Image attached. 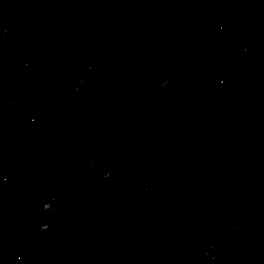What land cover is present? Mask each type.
Returning <instances> with one entry per match:
<instances>
[{
	"label": "rangeland",
	"instance_id": "obj_1",
	"mask_svg": "<svg viewBox=\"0 0 264 264\" xmlns=\"http://www.w3.org/2000/svg\"><path fill=\"white\" fill-rule=\"evenodd\" d=\"M22 1L39 8L52 7L55 2H60L63 5L59 13L63 28H71L79 34L87 56L79 66L83 85L76 98L69 95V88L64 94L55 90V74L46 61L34 67L40 83L37 84L36 79L28 81L27 88L30 86L29 93L42 125L34 134L24 132L19 136L26 151L23 163L31 165L22 173L23 180L20 176L14 177L16 171L11 170L8 156L6 168L0 170V189L5 191V196L0 193V198H16L18 207L14 216L21 217L22 212L28 209L25 204L31 197L23 182L31 180L36 196L41 195L42 188H48L52 195H44V198H54L59 211L50 216L40 215L37 209V214L43 221L60 223L61 228L49 235H29V242L25 245L9 243L6 250L13 249L16 253L8 263L3 254L1 264H39L43 248L49 247L51 251L58 243L76 245L80 253L65 260H57L52 255L42 264L93 263L100 258L105 242L130 246L143 264H155L147 260L151 257L157 260V264H181L179 258L184 257L182 253L171 254L173 261L166 263L163 256L152 251L156 242L172 238L155 225L165 221L175 226L179 217L185 224L186 218L195 210L188 213V207L183 203L190 204L193 200L188 198L192 199L193 193L196 197L200 195L199 209L204 203L203 210L200 209L203 220L216 217L223 222L229 215L243 221L257 220L260 216L264 218V186L257 188L231 165L215 126L208 134L215 154L213 161L216 164H209L213 169H202V159L196 161V154L192 156L190 143L200 136L198 128L204 119L205 107L188 95L189 88L198 89L209 100L223 106L225 103L216 100L201 82L209 81L218 87L223 98L233 103V109L241 111L246 119L245 138L253 146V133L250 131L258 123L264 127V54L253 47L252 40L260 23L251 18L260 12L264 0ZM206 6L222 14L226 29H248H243L244 37L238 48L231 50L232 56L224 62L213 58V48L208 53L192 49L193 34L188 24ZM58 25L59 21L54 22L48 35L51 32L53 35ZM186 33L190 34L187 36L190 42H186L190 48L185 45L186 52L182 54L172 52L171 48L176 43H183L182 36ZM25 39L29 42L31 37L25 35ZM19 50L29 59L43 58L44 55L49 59L51 55L49 50L31 52L27 47H19ZM58 70L56 68L55 73ZM152 129L156 133L159 130L157 137ZM3 137L0 133V139ZM165 159H177L183 165L167 168ZM75 161L81 164V172L73 166ZM147 161L149 163L145 165ZM31 169L35 173L32 177L28 175ZM131 170L135 173H130ZM136 170L143 176L136 175ZM47 172L52 173L55 180L46 185L42 176ZM75 172L82 173L84 177L79 191L82 196L89 197L87 212L63 215L62 207L70 200L68 192L73 180L77 179ZM105 173H110L107 179L103 178ZM185 173L190 177L191 173H196L195 179L200 184L197 186L202 191L205 189L204 181H207V193H198L200 190L197 189L192 191V186L184 179L178 181V175ZM202 173L206 177L204 181H201ZM183 192L187 194L179 200ZM161 194L164 195L165 208L154 204ZM110 197L132 211L128 223H136L152 232L148 240L149 254H141L138 249V244L143 242L126 240L120 227L113 224L110 218L112 209L108 204ZM170 208L175 211H170ZM2 211L0 209V220L9 221L8 216L11 215ZM103 211L105 215L100 217ZM235 223L240 225L237 236L241 237L243 224L247 226L250 222ZM216 230H220L217 239H221L225 229L217 226ZM255 252V264L259 261L264 264V247H256ZM243 253L239 255L240 261H236L234 254H228L227 259L218 264H250L249 254ZM106 264H134V259L119 256ZM190 264L196 263L190 261Z\"/></svg>",
	"mask_w": 264,
	"mask_h": 264
},
{
	"label": "trees",
	"instance_id": "obj_2",
	"mask_svg": "<svg viewBox=\"0 0 264 264\" xmlns=\"http://www.w3.org/2000/svg\"><path fill=\"white\" fill-rule=\"evenodd\" d=\"M201 12V11H200ZM220 12V11H219ZM221 13V12H220ZM199 12L192 19L199 16ZM222 15V14H220ZM191 19V21H192ZM255 22H259L258 30H255V37L252 40L253 47L259 49V51L264 54V5L259 13L255 16V18H251ZM189 22L188 26H190ZM212 19H206L204 21H200V24L197 28H191L193 34V42L192 45H195L199 42L203 33L207 31V29L212 24ZM242 27V25H241ZM257 26H254V28ZM243 29L245 28H236V30L226 29L225 33L219 37L217 43H215L213 47V58L219 59V61H226L230 59L231 50H236L238 45L242 41ZM248 30V29H247ZM245 29V31H247ZM242 32V33H241ZM189 33V32H188ZM186 33L182 36L181 44H175L171 51H175L178 54H182L186 50L182 49L183 47L190 48L187 43L190 41L187 40V36L190 35ZM74 36H78L77 32L74 33ZM186 36V37H185ZM257 38V41L256 39ZM187 42V43H186ZM29 81V79H28ZM205 88L211 91L214 96L217 98L216 100H222L225 104L223 106L217 105L213 100H209L205 95H203L198 89L189 88L188 95L198 104L205 107L204 119L198 128L200 136L192 139L190 143V148L192 151V156L195 154V160L199 161V158H206L205 162L208 158H211L213 161L215 154L210 147V141L208 140V134L210 130L215 126L217 133L219 135L223 151L227 159H229L232 166H235L240 170V172L245 175L257 188L261 189L264 186V127L261 123H258L250 132L253 133V146L249 145L245 138V127H247V121L242 116L241 111L233 109V103L223 98V94L221 90L213 85L209 81L201 82ZM156 126V124H154ZM157 137V133L154 129H152ZM30 133V132H26ZM248 134V133H247ZM160 141L163 139L159 138ZM159 141V142H160ZM247 145V146H246ZM0 149L7 153L9 156V165L11 170H15V176H20L24 172V170L31 165L23 163V159L25 156V148L24 141L18 135L7 136L5 135L3 139H0ZM208 157V158H207ZM161 159V158H159ZM145 160V159H144ZM215 160V159H214ZM167 163V168L178 167L181 163L177 159H165ZM75 161L73 166L77 169V172L82 171L81 164ZM149 162L145 165H147ZM77 164V165H76ZM183 164H181L182 167ZM70 166V165H69ZM183 168H186L185 165ZM131 169V168H130ZM194 171V170H193ZM192 171V173H193ZM77 179L73 180L72 188L68 192L70 195V200L64 203L62 207V214H72V215H83L87 212V201H89L88 195L82 196L79 191L80 185L84 182V177L82 173H77ZM130 173H135V171L131 170ZM191 173V177L189 174L185 173L180 176L179 180H183L187 182L190 186H194V182L198 183L195 179V174ZM140 174L137 172L136 175ZM30 177L34 176V169H31L28 174ZM143 176V175H141ZM182 176H184L182 178ZM187 179V181H186ZM23 180V178H22ZM54 177L52 173L47 172L42 176V181L47 185L54 181ZM31 181V180H30ZM30 181H24L23 184L28 190L30 194V199H28L25 204L26 208L24 212H22L21 217L14 216L17 214L18 202L14 197H2L0 198V203L2 202L3 206L0 207L5 212H8L11 216L9 221L4 222L0 220V258L5 253V250L9 243L18 242L19 244L25 245L29 242V235H49L51 233L41 234L38 232V226L41 222H44L41 217L37 214V209H39L40 205L45 201L44 195L36 196L34 195V191L32 186L30 185ZM20 182L22 183L21 179ZM183 184V183H182ZM199 184V183H198ZM200 185V184H199ZM205 185V184H204ZM0 193L5 196V191L0 189ZM163 195L159 196V199L154 201L155 205H160V208H165L164 203L161 201ZM110 208L112 209L111 220L115 226L120 227V231H123L124 238L128 241H132L133 243L137 242H145L151 238L152 232L148 229L142 228L140 225L136 223H128V218H130V211L125 205L122 203L113 200L112 197L109 198ZM162 206V207H161ZM3 207V208H2ZM32 208V209H31ZM34 209V210H33ZM2 211V212H3ZM26 211H29L26 213ZM13 215V216H12ZM21 215V214H18ZM105 211H103L100 217H104ZM56 230L61 228L60 223H54ZM106 225H104L105 227ZM106 229L108 227H105ZM173 238V236H172ZM49 247H45L42 250V258L41 261H46L50 256H55V259L65 260L69 257L77 256L80 253V249L75 246H65L64 244L58 243L54 249L49 251ZM136 252L130 246H120L112 242H105L102 244V251L100 258L98 261L88 264H106L111 259L119 256H125L126 258L133 257L134 264H143L141 258L135 254ZM55 254V255H54ZM185 257H190L188 255H184ZM164 259L166 261H173V255L165 256ZM191 262H195L199 264L197 260L190 257ZM40 262L39 264H42ZM2 263V259H0V264Z\"/></svg>",
	"mask_w": 264,
	"mask_h": 264
},
{
	"label": "built area",
	"instance_id": "obj_3",
	"mask_svg": "<svg viewBox=\"0 0 264 264\" xmlns=\"http://www.w3.org/2000/svg\"><path fill=\"white\" fill-rule=\"evenodd\" d=\"M23 5L25 4L21 0H0V10L1 8H17L23 12ZM62 7L60 2H55L52 7L26 8L22 15V22L31 40L29 42L25 40L23 46L33 51L34 48H38L44 43L43 50H49L51 52L50 58L55 60L60 67L54 75L53 87L62 94H64L65 89L69 88V95L76 98L83 85L82 72L79 66L87 55L81 39L78 37L79 34L74 36L75 31L73 29L66 30L63 28L59 15ZM2 14L0 12V133L4 136L20 135L24 132L34 134L40 129L42 123L38 109L26 95L30 64L25 56L15 48L12 38L3 27ZM206 19H212L213 22L202 34L199 42L192 47L194 51L202 53H208L226 31L225 18L210 6H206L201 10L199 16L192 19L190 27L197 28L200 21ZM56 21H59V25L56 26L57 30L54 34L48 35L49 38L47 39H42L48 34V24L54 25ZM4 183H8L7 179L4 180ZM138 189L141 190L142 188ZM240 230L238 223H230L226 233L218 243L206 238H191L177 233L170 240L156 242L152 251L163 257L182 253L194 258L199 264H206L219 260L223 247L231 244L234 236H237ZM138 245L141 254H149L150 243L148 240ZM15 253L16 251L13 249L11 251L6 250L3 255L4 260L8 262ZM190 257L188 258L190 259Z\"/></svg>",
	"mask_w": 264,
	"mask_h": 264
},
{
	"label": "crops",
	"instance_id": "obj_4",
	"mask_svg": "<svg viewBox=\"0 0 264 264\" xmlns=\"http://www.w3.org/2000/svg\"><path fill=\"white\" fill-rule=\"evenodd\" d=\"M24 4L25 5H23V12L17 8H1V10H0V12L3 13L1 16L3 27L6 29L10 38H12L15 48L22 55H24V52L19 50V47H24L23 44L26 40L25 35H27V33H28L25 30L24 24L22 22V15L25 12L26 8L32 7V6L27 5L26 3H24ZM5 24H7V26ZM52 26H53L52 24H48V28H49L48 33H49L50 28ZM52 33L53 32H51L49 34V36L52 35ZM49 36L47 34V36L43 37L42 39H47V38H49ZM43 44L44 43H42V45H40L38 48H34V49L37 52L38 51L44 52ZM182 49H184V47ZM35 50H33V51H35ZM33 51H31V52H33ZM25 59L30 64V72L28 73L27 77H28L29 81L32 79L33 82L36 79L37 84H39L40 81H39V78H36L37 69H36V71L34 69L37 68L42 61L43 62L46 61L47 66L50 67L51 70H53V75L55 74L56 68L57 69L60 68V67H58V64L56 63L55 60L50 59V58L47 59L46 55H44L43 58H39V59L37 57H34L33 59H29L27 56H25ZM38 70H39V68H38ZM0 80H1V70H0ZM29 88H30V86H29ZM29 88H27L26 95L34 103V101L32 100V96L29 93ZM20 135H18V136H20ZM2 152L3 151L0 149V170L5 169L6 168L5 166L8 163V155L5 153L2 154ZM201 159H202V164H201L202 169L204 167L208 168V169L209 168L213 169V167L209 166V164L212 162L211 158H208V160L206 162H205L206 158L203 157ZM214 159H215V157H214ZM214 164H216V163H214ZM194 176H196V173ZM178 177H180V176H178ZM183 177L184 176H182V178ZM205 178L206 177H204V175L202 173L201 181ZM197 184L198 183L194 182V186H192V188H193L192 191H197V190L199 191L200 190L198 193L204 192L206 194L207 193V191H206L207 181H204V184H205L204 191L199 189L198 188L199 186H197ZM168 190H170V189H168ZM186 194L187 193L184 194V192L181 195L177 194V195H179V197H178L179 200L182 198L184 199L185 197H183V196H185ZM163 197H164V195H163ZM163 197L161 198L162 202H164ZM192 197H193L192 199L188 198L189 200H193L190 204L188 202L183 203V206L188 207V209H187L189 211L188 213L195 210L193 215L188 217V219L186 218L185 224L181 223L182 218L179 217L178 224H176L175 226H170V223H165V221H162L160 223H156V225H155L156 228L161 230L162 233H164L166 235H170V236L171 235L175 236L177 233H179V234H184L187 237L206 238V239H210V240L215 239L214 241L218 243L221 241L222 237H221V239H217V235H219L217 233L220 232V230H216L217 226H220L223 229H225V233H226V231H227L226 224L229 222H236V221L241 222V223L250 222L247 226L245 225V223L243 224V232L244 233L242 234V236L241 237L234 236L232 244H229L228 246L223 247L220 259L212 262L211 264H218V262H220L221 260H226L228 257V254L229 255L234 254L237 257L236 261H240L239 258L243 252H245L246 254H249L247 256V258L249 259V263L255 264L256 261L254 259L257 256V253L255 252L256 247L257 248H259V246L264 247V233H261V231H264V218L262 216H260L257 220L255 218H251V219H248L246 221H243L242 219L236 218L233 215H229L227 217V220L223 221V222H222L221 218L219 219L216 217H212L210 219L203 220L202 218L204 215H203V212L201 210H203L204 203L203 202L201 203V205H200L201 210H200L197 207V203L200 202L199 200H201L200 195L198 197H196L195 194L193 193ZM178 198H176V199L178 200ZM156 207L159 208L160 205H158V206L156 205ZM170 211L174 212L175 209L170 208ZM210 214H212V212L209 213L208 215H205V216H209ZM152 224L154 225V223H152ZM212 238H214V239H212ZM254 252H255L256 256H254ZM223 254H224V257H223ZM179 259H180L179 262L181 264H190V259L185 257V256L181 257ZM147 260H152L155 264H157V260H155L153 257H151ZM158 260H160V259H158ZM6 263H8V262H6ZM259 264H263V263H261L259 261Z\"/></svg>",
	"mask_w": 264,
	"mask_h": 264
},
{
	"label": "clouds",
	"instance_id": "obj_5",
	"mask_svg": "<svg viewBox=\"0 0 264 264\" xmlns=\"http://www.w3.org/2000/svg\"><path fill=\"white\" fill-rule=\"evenodd\" d=\"M110 175V173H105L104 177L107 179V177ZM41 195L50 196L52 195L50 190L48 188H42L41 189ZM54 199V198H53ZM53 199H46L39 207L38 212L40 215L48 214L50 216H54L58 213L59 208L58 206L54 205ZM38 232L41 234L44 233H53L56 230L55 224L52 221H44L41 222V224L38 226Z\"/></svg>",
	"mask_w": 264,
	"mask_h": 264
}]
</instances>
